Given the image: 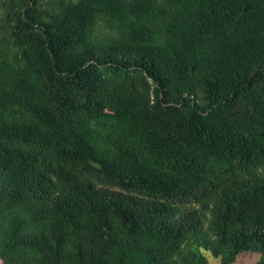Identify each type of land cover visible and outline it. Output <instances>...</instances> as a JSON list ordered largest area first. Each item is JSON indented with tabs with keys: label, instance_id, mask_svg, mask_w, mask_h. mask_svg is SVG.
Masks as SVG:
<instances>
[{
	"label": "trees",
	"instance_id": "1",
	"mask_svg": "<svg viewBox=\"0 0 264 264\" xmlns=\"http://www.w3.org/2000/svg\"><path fill=\"white\" fill-rule=\"evenodd\" d=\"M264 264V0H0V264Z\"/></svg>",
	"mask_w": 264,
	"mask_h": 264
},
{
	"label": "rangeland",
	"instance_id": "2",
	"mask_svg": "<svg viewBox=\"0 0 264 264\" xmlns=\"http://www.w3.org/2000/svg\"><path fill=\"white\" fill-rule=\"evenodd\" d=\"M202 252L208 258V264L217 263L218 260L214 258L209 252L204 250ZM258 258V253L241 252L237 255L236 259L231 264H253Z\"/></svg>",
	"mask_w": 264,
	"mask_h": 264
}]
</instances>
